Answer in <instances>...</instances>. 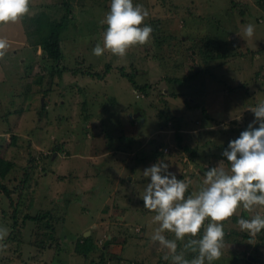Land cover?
<instances>
[{"label": "rangeland", "instance_id": "obj_1", "mask_svg": "<svg viewBox=\"0 0 264 264\" xmlns=\"http://www.w3.org/2000/svg\"><path fill=\"white\" fill-rule=\"evenodd\" d=\"M110 3L31 0L22 20L0 26L11 48L0 59V119L9 128L0 129V155L14 163L0 177L10 190L0 189V228L8 230L0 264H171L150 240L158 224L143 207L142 171L163 160L191 181L187 194L198 191L208 168L221 160L229 167L222 151L253 120L247 109L264 100L259 0H133L149 13L151 39L123 58L107 51L97 57ZM56 10L69 17L57 63L43 56L32 32L42 18H58ZM249 23L254 44L242 34ZM118 66L149 84L146 91ZM199 68L206 73L195 74ZM188 73L192 79L174 80ZM42 211L51 215L24 218ZM256 212L264 215L241 207L224 222L223 255L213 264H264L263 240L237 224ZM87 231L95 250L83 256L75 244ZM188 239L178 241V251Z\"/></svg>", "mask_w": 264, "mask_h": 264}, {"label": "clouds", "instance_id": "obj_2", "mask_svg": "<svg viewBox=\"0 0 264 264\" xmlns=\"http://www.w3.org/2000/svg\"><path fill=\"white\" fill-rule=\"evenodd\" d=\"M31 0H0V26L15 24L30 11ZM149 13L133 0H111L109 11L100 21L106 25L103 46L97 44L93 55L99 57L106 51L123 58L129 49L146 45L151 39L153 28L144 25ZM243 36L255 43V25L247 24ZM9 41L0 37V59L9 51ZM248 112L253 120L239 136L228 142L221 160L204 173L198 191L187 194L191 181L178 179L169 171V164L163 160L146 167L142 174L148 183L143 190V207L155 213L153 223L158 224L150 237L151 242L165 251L164 260L171 264H213L223 255L225 246L224 222L233 217L238 208L248 212L264 209V100L250 106ZM207 221V223H205ZM241 231L255 237L264 230V215L256 212L251 218H239ZM202 231V237L200 236ZM165 232L174 234L168 239ZM8 230L0 228V241ZM178 251V241H184ZM4 247L0 244V249ZM195 254L186 259V253Z\"/></svg>", "mask_w": 264, "mask_h": 264}, {"label": "trees", "instance_id": "obj_3", "mask_svg": "<svg viewBox=\"0 0 264 264\" xmlns=\"http://www.w3.org/2000/svg\"><path fill=\"white\" fill-rule=\"evenodd\" d=\"M259 4L264 9V0H259ZM69 8H70V4H68L66 2L65 9L67 10ZM64 13L62 11L59 13V11L56 10L54 15L58 14L59 15L58 18H57V16H56V19H53V18L50 19L49 17H46V19L42 18L38 22V25L36 26V28L34 30H32L33 35L35 37L37 36V41H35V43H36V45H39L42 48L43 56L50 59L53 62H56V63L61 59V56H62V51H61V47H60V42L62 40L61 34H62V31L67 27L68 22H69L68 15H64ZM106 69H107L106 72L109 71L110 65L107 64ZM119 69L122 72V74L128 78V80L132 83V85L135 87V89H140L142 91L143 90L146 91L145 88H147L149 86V84H147V83L137 84L135 79H134V73L126 74V72H124V69L122 67H119ZM98 72L99 71H95L91 74L101 78V76H103L104 73H98ZM201 72L206 73V69L205 68H199V69H196V71L194 73L200 74ZM192 77H193V74L188 73L187 75H184L183 78L174 77V80H176L178 82H184V80L186 81L188 79H192ZM172 79L170 77L169 80H172ZM202 109H203V107H202ZM0 121H3L4 125H5V127H1V122H0V129L3 131H9L8 125L5 124V121L1 120V119H0ZM11 137H13V141H10V144L13 145V142L14 143L16 142L17 137L15 135H11ZM177 137H178V141L180 142L182 140L181 136H179L177 134ZM183 147L187 150L189 149L187 145H183ZM193 151H196V148H194ZM13 166H14L13 161H11L10 159H7L6 157H3L2 155H0V177L1 178H4L10 172V170L13 168ZM26 172H25L24 176H27L28 172L27 173ZM22 181H23V179H22ZM0 189H2L4 191L9 190L2 183H0ZM20 191H22V190L20 189ZM8 192H10V190ZM16 202H18V201H16ZM17 209H18V207L14 206L13 211H12L13 212V214H12L13 224H15V222H16V213H17L16 210ZM49 215H51L50 211H45V212L42 211V212L36 213L34 215H30L29 213H27L24 215V218L30 219L33 221H39L43 217H48ZM49 227L52 230V227L51 226H49ZM242 235L252 239V237L248 234L243 233ZM257 236H259V238L261 240H263V241H261V244H264V230H262L261 233H259ZM94 250H95V244H94L91 237H87V236L82 235L81 240L78 239L76 244H75V251L79 254H82L83 256L89 255V253L94 251Z\"/></svg>", "mask_w": 264, "mask_h": 264}, {"label": "crops", "instance_id": "obj_4", "mask_svg": "<svg viewBox=\"0 0 264 264\" xmlns=\"http://www.w3.org/2000/svg\"><path fill=\"white\" fill-rule=\"evenodd\" d=\"M10 42V41H9ZM37 46H39V45H37ZM40 47V46H39ZM11 48H9V50H10ZM39 53H40V51H39ZM24 61H25V59H24ZM192 99V98H191ZM136 115H135V113H134V116L133 117H135Z\"/></svg>", "mask_w": 264, "mask_h": 264}, {"label": "water", "instance_id": "obj_5", "mask_svg": "<svg viewBox=\"0 0 264 264\" xmlns=\"http://www.w3.org/2000/svg\"><path fill=\"white\" fill-rule=\"evenodd\" d=\"M135 115H137V113H135ZM84 235H85V236L88 235V231H87V233H85Z\"/></svg>", "mask_w": 264, "mask_h": 264}]
</instances>
